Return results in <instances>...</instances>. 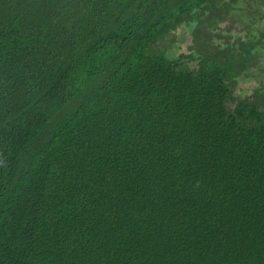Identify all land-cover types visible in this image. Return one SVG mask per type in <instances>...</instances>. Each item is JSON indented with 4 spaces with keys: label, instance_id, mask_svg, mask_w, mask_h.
<instances>
[{
    "label": "trees",
    "instance_id": "1",
    "mask_svg": "<svg viewBox=\"0 0 264 264\" xmlns=\"http://www.w3.org/2000/svg\"><path fill=\"white\" fill-rule=\"evenodd\" d=\"M0 264H264V0H0Z\"/></svg>",
    "mask_w": 264,
    "mask_h": 264
},
{
    "label": "rangeland",
    "instance_id": "2",
    "mask_svg": "<svg viewBox=\"0 0 264 264\" xmlns=\"http://www.w3.org/2000/svg\"><path fill=\"white\" fill-rule=\"evenodd\" d=\"M170 38H172V36H170ZM176 40L175 44H169V42H167V46H164L163 43L159 44L157 47L161 48L160 51L165 52L166 56L169 58H175L178 57L179 55L183 54L185 51V43L187 42V39H184L182 41V39L180 37H178V35L175 36L174 41ZM184 43V44H183Z\"/></svg>",
    "mask_w": 264,
    "mask_h": 264
}]
</instances>
